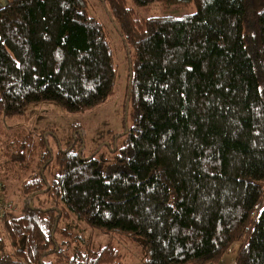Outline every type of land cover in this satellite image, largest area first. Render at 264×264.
I'll return each instance as SVG.
<instances>
[{
  "label": "trees",
  "instance_id": "1",
  "mask_svg": "<svg viewBox=\"0 0 264 264\" xmlns=\"http://www.w3.org/2000/svg\"><path fill=\"white\" fill-rule=\"evenodd\" d=\"M103 1L135 50L131 127L98 158L52 153L23 128L9 134L0 201L14 209L0 214V264H124L88 228L140 238L143 264H218L234 244L235 264H264V0ZM152 5L183 13L136 9ZM88 9V0L0 8L6 117L40 102L85 111L114 93L107 33Z\"/></svg>",
  "mask_w": 264,
  "mask_h": 264
},
{
  "label": "rangeland",
  "instance_id": "2",
  "mask_svg": "<svg viewBox=\"0 0 264 264\" xmlns=\"http://www.w3.org/2000/svg\"><path fill=\"white\" fill-rule=\"evenodd\" d=\"M7 2L0 0V8ZM88 5L89 14L103 25L107 33L116 71L114 93L99 106L80 112H68L56 102H40L30 105L22 115L8 118L0 107V149L4 147L9 134L19 128L35 136L42 135L52 153L73 149L86 157H111L112 149L123 143L125 132L132 124L126 92L135 50L133 45L124 41L108 2L88 0ZM128 5L132 6L131 0H128ZM136 9L144 17L183 13V10L176 11L159 5H152L146 10ZM16 188L17 183H14L9 195L15 203H20ZM263 207L264 198L260 204V208ZM85 233L98 248L112 243L123 254L124 264H143L145 250L140 238L123 233L106 234L93 228H88Z\"/></svg>",
  "mask_w": 264,
  "mask_h": 264
},
{
  "label": "crops",
  "instance_id": "3",
  "mask_svg": "<svg viewBox=\"0 0 264 264\" xmlns=\"http://www.w3.org/2000/svg\"><path fill=\"white\" fill-rule=\"evenodd\" d=\"M237 244H234L222 257L218 264H235V254H236Z\"/></svg>",
  "mask_w": 264,
  "mask_h": 264
},
{
  "label": "built area",
  "instance_id": "4",
  "mask_svg": "<svg viewBox=\"0 0 264 264\" xmlns=\"http://www.w3.org/2000/svg\"><path fill=\"white\" fill-rule=\"evenodd\" d=\"M13 205L8 201H0V214H7L13 211Z\"/></svg>",
  "mask_w": 264,
  "mask_h": 264
}]
</instances>
